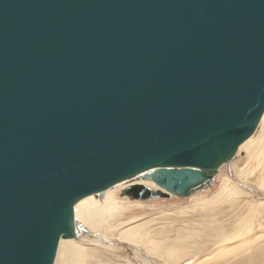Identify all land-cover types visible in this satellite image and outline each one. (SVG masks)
Segmentation results:
<instances>
[{
    "label": "water",
    "instance_id": "1",
    "mask_svg": "<svg viewBox=\"0 0 264 264\" xmlns=\"http://www.w3.org/2000/svg\"><path fill=\"white\" fill-rule=\"evenodd\" d=\"M263 110L264 0H0V264H52L74 202L141 170L210 183Z\"/></svg>",
    "mask_w": 264,
    "mask_h": 264
},
{
    "label": "bare ground",
    "instance_id": "2",
    "mask_svg": "<svg viewBox=\"0 0 264 264\" xmlns=\"http://www.w3.org/2000/svg\"><path fill=\"white\" fill-rule=\"evenodd\" d=\"M229 160L232 169L238 172L241 178L246 180V178L256 175L258 188L264 190V110L251 134L237 146ZM241 161L243 165L238 167L237 165H240L238 162ZM219 166H217L218 170ZM154 169L141 170L116 181L101 192L92 193L76 200L73 204V219L75 221L73 235L59 238L52 264H95L91 260L92 258L90 259V246L111 249V245L104 244L103 239L110 243L112 237L128 240L135 246L144 247L151 258H157L164 264H191L190 257L184 261L179 260L184 255L195 256L197 248L207 242H213L216 248L199 259L201 264H207L212 259L219 257L220 254L240 255V250L246 251L252 242L264 240V233L249 236L257 216L260 217L257 224L263 226L261 218L264 213L259 211L264 200L256 202L246 200V215L241 217L236 231L224 234L220 229L221 222L215 216L216 211L224 205L227 210L234 211L237 203L241 201L239 200L240 193L249 195L250 192L242 186H240L242 188L237 187L236 183L233 184L229 176L220 178L218 189L211 195L207 193L196 195L192 199L193 203L188 207L191 210H195V208L202 210V214H198V216H203V220H207L205 226L190 227L185 222V218H181L179 220L184 223L176 227L173 233L170 230L146 229L147 225L145 226L143 223L132 225L129 222L135 216L122 220L126 210L137 205L134 201L135 197L131 198L129 194V188L144 186L150 190L161 189L168 192L151 179L149 174ZM200 170L203 169L200 168ZM185 211L180 210L182 214H186ZM83 226L94 232L93 240L87 241L86 236H83L81 231ZM235 237L240 238L237 244L234 242L228 245L227 240H233ZM191 242L195 244V247ZM252 253L254 254L252 260L255 264H264V243L257 250L254 249ZM145 257L149 258V256ZM245 258L249 257L245 256ZM149 261L150 264H157L151 259ZM215 264L217 263L215 262Z\"/></svg>",
    "mask_w": 264,
    "mask_h": 264
},
{
    "label": "rangeland",
    "instance_id": "3",
    "mask_svg": "<svg viewBox=\"0 0 264 264\" xmlns=\"http://www.w3.org/2000/svg\"><path fill=\"white\" fill-rule=\"evenodd\" d=\"M238 164H240L237 165L238 167H242L243 165L242 161L238 162ZM238 174H239L238 172H235L232 169V165L230 163V160L228 159L220 164L219 170L217 168V170L214 171L210 183L206 182L204 185H200L198 187L193 188L187 195H181L179 193L174 194L168 191L167 194H164L163 196L153 195L147 197L146 196L136 197L133 194L135 191L132 188H129V194L131 198L135 197L134 201L137 205L127 209L122 220H127L129 217L135 216L134 219L130 220L129 222L130 224L133 225L134 223L135 224L143 223L145 224V226L147 225L146 229H152V230L163 229V230L175 231L176 227L184 223L179 220L181 218H185V222L189 224L190 227L196 225L205 226V222L207 220L206 219L203 220L204 218L203 216L200 217L198 216V214H202V210L198 208H195V210H191L188 207L193 203L192 199L196 195L200 193H207L208 195H211L213 192H215L218 189V186L220 184V178L224 176L225 177L229 176L230 181L233 184L236 183L237 187L242 186L246 188L248 191H250L249 195L240 193L239 200L241 201L237 203V206L235 207L234 211H231L230 209L227 210L225 205L221 206L220 210L216 211L215 216L221 222L220 229L224 234H229L233 230L235 231L237 230L238 222L240 221L241 217L246 215V209H247L246 200H250L253 202H256L257 200H264V190L258 188L257 176L256 175H255L256 177L250 176L248 177V179L246 178V180H248L246 181L245 178H241ZM156 190H161V189H155V191ZM161 191L165 192L163 190ZM180 210H186L185 212L187 213L182 214ZM259 212L264 213V204ZM259 218H260L259 216L255 218L254 228L249 233V236H255L259 233H264V214L263 217L261 218L263 226H259L257 224L259 222L258 221ZM234 219L235 222H233ZM81 231L83 236L84 235L86 236L87 241L94 239L93 236L94 232L85 228V226L81 227ZM103 240H104L103 241L104 244L111 245V249L110 248L106 249L100 246L91 245L90 259L92 258L91 260L95 264H150L149 261L150 259L157 262V264L162 263V261L157 258L154 257L151 258V255L147 254V251H145L144 247L141 248L140 245L135 246L134 243L128 240L119 239L117 237H112L110 243H108L105 239ZM238 240H240V238L238 237H235V239L233 240L229 239L227 240V244L231 245L234 242L235 244H237ZM263 243L264 240L254 241L250 244V248L246 249V251H243L241 249L240 255L220 254L219 257H216V259H212L207 264H215V262L217 264H234V262L235 264H255L252 260V257L254 256L252 251L254 249L257 250ZM192 245L193 247H195L194 243ZM215 248L216 245L213 244V242H207L206 244L200 245L197 248L195 256L184 255L183 258L179 261H184L188 259L187 257H190L189 259L192 261L191 264H201L199 263L200 262L199 259L204 255H206L208 252L215 250ZM145 256H149L150 259L146 258ZM245 256H248L249 258H245ZM144 258L147 260V262Z\"/></svg>",
    "mask_w": 264,
    "mask_h": 264
}]
</instances>
